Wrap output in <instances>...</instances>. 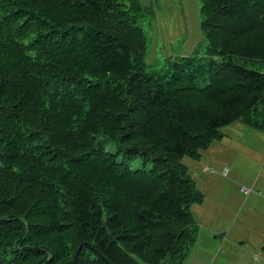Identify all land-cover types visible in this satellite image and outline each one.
<instances>
[{
    "label": "trees",
    "instance_id": "1",
    "mask_svg": "<svg viewBox=\"0 0 264 264\" xmlns=\"http://www.w3.org/2000/svg\"><path fill=\"white\" fill-rule=\"evenodd\" d=\"M146 11L0 0V264H73L83 242L110 264H183L203 195L182 158L233 122L264 133V73L234 62L264 61V0H201L205 46L157 71Z\"/></svg>",
    "mask_w": 264,
    "mask_h": 264
},
{
    "label": "crops",
    "instance_id": "2",
    "mask_svg": "<svg viewBox=\"0 0 264 264\" xmlns=\"http://www.w3.org/2000/svg\"><path fill=\"white\" fill-rule=\"evenodd\" d=\"M192 11L197 14L195 3ZM195 22L198 32L197 17ZM200 40H187L181 55L189 56ZM160 42L154 36L153 48ZM220 132L222 138L202 150L198 160L182 158L203 195L202 203L190 207L198 231L183 264H264V133L240 122Z\"/></svg>",
    "mask_w": 264,
    "mask_h": 264
},
{
    "label": "rangeland",
    "instance_id": "3",
    "mask_svg": "<svg viewBox=\"0 0 264 264\" xmlns=\"http://www.w3.org/2000/svg\"><path fill=\"white\" fill-rule=\"evenodd\" d=\"M140 2L144 7L147 6L146 15L140 20V26L147 38L146 63L148 64L149 71L160 70L166 60L175 56H182V47H185L184 43L187 40L192 43V41H197L201 38L198 45L202 44L203 39L199 27L200 18L198 15L201 0H140ZM194 3L197 7V14H194L192 11ZM184 7L188 10L189 16H186ZM196 17L198 18V32H194L196 28ZM156 24L158 27H156ZM154 36L161 38V42L155 49L152 46ZM170 40L171 43H169ZM162 42L168 50L166 55L162 52ZM204 46L205 43L203 42L202 47ZM234 62L248 69L264 73V61H250L235 57ZM102 145L110 153H116L118 151L117 146L113 142L103 140ZM117 157L120 160V155ZM131 167L133 169L142 168V160L137 158L131 163ZM149 167L150 164H146L145 168L149 169Z\"/></svg>",
    "mask_w": 264,
    "mask_h": 264
},
{
    "label": "water",
    "instance_id": "4",
    "mask_svg": "<svg viewBox=\"0 0 264 264\" xmlns=\"http://www.w3.org/2000/svg\"><path fill=\"white\" fill-rule=\"evenodd\" d=\"M82 249H88L90 251H92L99 259H101L105 264H110L104 257H102L96 250H94L88 243L83 242L81 244L78 245L76 251H75V255H74V260H73V264H78V259H79V255Z\"/></svg>",
    "mask_w": 264,
    "mask_h": 264
},
{
    "label": "built area",
    "instance_id": "5",
    "mask_svg": "<svg viewBox=\"0 0 264 264\" xmlns=\"http://www.w3.org/2000/svg\"><path fill=\"white\" fill-rule=\"evenodd\" d=\"M227 171L224 172V174H226ZM242 190H247L246 188H242Z\"/></svg>",
    "mask_w": 264,
    "mask_h": 264
}]
</instances>
